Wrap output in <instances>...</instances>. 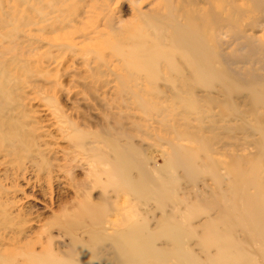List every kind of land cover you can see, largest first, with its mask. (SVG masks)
<instances>
[{"label": "rangeland", "instance_id": "1", "mask_svg": "<svg viewBox=\"0 0 264 264\" xmlns=\"http://www.w3.org/2000/svg\"><path fill=\"white\" fill-rule=\"evenodd\" d=\"M173 1L193 22L205 7ZM236 1L234 25L204 42L234 86L226 96L171 74L187 56L169 17V27L145 18L157 0H0V264H116L115 238L137 226L164 250L165 230L181 229L200 264H264L262 239L240 224L252 171L264 179V103L252 95L264 93V0ZM120 154L133 179L166 182L176 197L160 207L126 178L115 188Z\"/></svg>", "mask_w": 264, "mask_h": 264}, {"label": "bare ground", "instance_id": "2", "mask_svg": "<svg viewBox=\"0 0 264 264\" xmlns=\"http://www.w3.org/2000/svg\"><path fill=\"white\" fill-rule=\"evenodd\" d=\"M141 1L142 0H133L134 3H141ZM236 2V0H204L205 7L203 10H196L197 12L189 14V16L196 22L189 20L187 17L186 19H182L181 17L178 18L175 15L177 11L175 12L174 10L173 0H169L168 2L166 0H157L160 9L149 13L144 12L147 20H151L153 24L160 27L170 26L169 23L164 22V20H168L169 17V21H171L173 27L171 29L173 34L171 30L170 33L176 39L179 48L187 56L186 69H180V67L175 69L173 67L175 72H172V68L170 69V72L171 74L178 73L181 75L187 74L188 71L190 78L192 76L191 79L193 80L194 78L196 81V84H193L192 81L189 83L192 87L191 89L197 88L194 86H202V88H205L206 91L210 93L212 92L211 89L218 84L221 86V92L226 96H230L234 91V86L224 79L225 76H228L226 71H220L218 69L219 63L211 59V55L204 47V42L209 38V30L215 29L214 26L216 27L218 24L234 25L236 10H240ZM176 7L178 8L177 5ZM162 8L165 10V13L160 11ZM135 10L137 13L140 9L135 7ZM142 16L144 15L141 14V17ZM113 18L114 16L111 14L107 16L105 22L111 24L113 23ZM191 23L193 24V27L189 26ZM201 29L205 32L201 33ZM148 66L149 64L139 66L133 65V68L144 72ZM168 82L172 85L173 79H169ZM252 95L258 96L261 102L264 103V93L253 92ZM260 133L263 135L262 138L264 140V130H261ZM120 156L121 157L115 158V162L112 163L110 169V176L114 179L115 188L120 186V182L126 178L132 194L139 198H147L148 200L154 198L158 201L160 207L167 205L164 204L166 200L174 199L176 197L175 193L171 191L166 182L156 184L152 181L147 183L140 178L133 179L128 159L123 154H120ZM123 157H125L126 160ZM175 167H178V165L174 161H171L166 168H163L164 170L161 171V174L166 177L171 169ZM252 173L254 176L251 177L250 182H247V188L250 189L251 192H248L247 196L242 201L243 211L240 217V224L251 237L257 234L262 239L258 248L263 251L262 258L264 259V197L263 192L261 191L264 185V179H259L257 170H253ZM148 185L152 186L151 191L146 192ZM223 198H227V193L223 194ZM137 227L131 230L129 228V232L132 231L134 233H129L127 235L123 234L118 238H115L113 246L119 251V253H115L116 256L114 261L116 264H153L150 260H147L146 262L141 261L140 258L143 255H148L151 260L152 257L156 256H173L176 261L178 260L177 262H180V264H200L199 257L196 256V261H194L191 256V251H186L181 247L186 238L183 232L177 233L176 230L181 229H171L172 227H170V231L165 230L162 235L166 236L169 243L173 245V249L164 250L156 247V238H143L139 234ZM213 241L215 243L219 242L216 239ZM251 246L253 247L255 245L252 244ZM99 249L100 248L97 249L94 247L90 249L88 254L91 255L94 253V250L98 251ZM80 250L85 251V248L83 247ZM98 253L99 251L96 254ZM243 255L254 262L255 257L250 256L247 251H245ZM184 259L187 263L181 261Z\"/></svg>", "mask_w": 264, "mask_h": 264}]
</instances>
